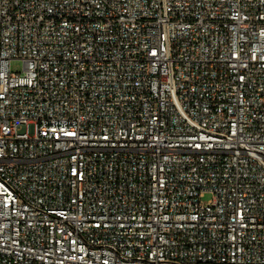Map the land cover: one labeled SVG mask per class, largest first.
I'll list each match as a JSON object with an SVG mask.
<instances>
[{
    "label": "built area",
    "instance_id": "obj_1",
    "mask_svg": "<svg viewBox=\"0 0 264 264\" xmlns=\"http://www.w3.org/2000/svg\"><path fill=\"white\" fill-rule=\"evenodd\" d=\"M0 264H264V0H0Z\"/></svg>",
    "mask_w": 264,
    "mask_h": 264
},
{
    "label": "rangeland",
    "instance_id": "obj_2",
    "mask_svg": "<svg viewBox=\"0 0 264 264\" xmlns=\"http://www.w3.org/2000/svg\"><path fill=\"white\" fill-rule=\"evenodd\" d=\"M11 70L15 73H23L24 71V63L21 59H15L11 62ZM203 202H208L212 199V194L205 193L204 196L201 198Z\"/></svg>",
    "mask_w": 264,
    "mask_h": 264
}]
</instances>
